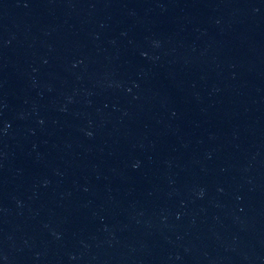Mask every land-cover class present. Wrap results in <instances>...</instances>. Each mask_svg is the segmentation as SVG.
Returning a JSON list of instances; mask_svg holds the SVG:
<instances>
[{"label": "water", "instance_id": "obj_1", "mask_svg": "<svg viewBox=\"0 0 264 264\" xmlns=\"http://www.w3.org/2000/svg\"><path fill=\"white\" fill-rule=\"evenodd\" d=\"M0 264H264V0H0Z\"/></svg>", "mask_w": 264, "mask_h": 264}]
</instances>
